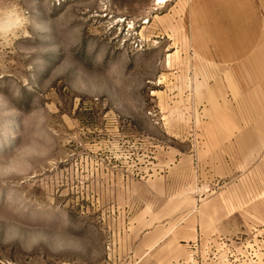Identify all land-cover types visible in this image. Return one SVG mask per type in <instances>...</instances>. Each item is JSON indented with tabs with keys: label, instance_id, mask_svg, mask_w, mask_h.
<instances>
[{
	"label": "rangeland",
	"instance_id": "rangeland-1",
	"mask_svg": "<svg viewBox=\"0 0 264 264\" xmlns=\"http://www.w3.org/2000/svg\"><path fill=\"white\" fill-rule=\"evenodd\" d=\"M187 5L0 0L26 18L0 39L2 264H264V25L259 73L214 71Z\"/></svg>",
	"mask_w": 264,
	"mask_h": 264
},
{
	"label": "crops",
	"instance_id": "crops-1",
	"mask_svg": "<svg viewBox=\"0 0 264 264\" xmlns=\"http://www.w3.org/2000/svg\"><path fill=\"white\" fill-rule=\"evenodd\" d=\"M185 19L189 48L208 58L214 71H261L258 42L263 38L264 18L258 0H188ZM178 225L186 236L177 238L178 242L191 240L200 230L192 211H187L174 229Z\"/></svg>",
	"mask_w": 264,
	"mask_h": 264
},
{
	"label": "clouds",
	"instance_id": "clouds-1",
	"mask_svg": "<svg viewBox=\"0 0 264 264\" xmlns=\"http://www.w3.org/2000/svg\"><path fill=\"white\" fill-rule=\"evenodd\" d=\"M25 23L26 18L17 10H9L6 15L0 13V39L10 34L14 29L23 27Z\"/></svg>",
	"mask_w": 264,
	"mask_h": 264
},
{
	"label": "built area",
	"instance_id": "built-area-1",
	"mask_svg": "<svg viewBox=\"0 0 264 264\" xmlns=\"http://www.w3.org/2000/svg\"><path fill=\"white\" fill-rule=\"evenodd\" d=\"M0 264H2V262L0 261Z\"/></svg>",
	"mask_w": 264,
	"mask_h": 264
}]
</instances>
